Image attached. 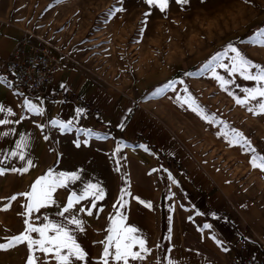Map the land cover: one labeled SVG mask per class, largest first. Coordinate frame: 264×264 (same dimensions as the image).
<instances>
[{"label":"rangeland","instance_id":"rangeland-1","mask_svg":"<svg viewBox=\"0 0 264 264\" xmlns=\"http://www.w3.org/2000/svg\"><path fill=\"white\" fill-rule=\"evenodd\" d=\"M114 4L116 0H62L59 4L56 0H0V15L20 25L24 36H29L34 42L51 45L64 65L65 73L106 92L117 90L131 96L136 93L140 99H146L167 81L184 79L209 114L215 113L218 118L243 131L254 146L264 152V116H255L246 107L235 104L233 97L219 87L211 73L198 75L202 66L229 42L236 43L250 59L264 65V48L247 43L252 33L264 28V0H253L252 5L245 4L243 0H209L207 6L193 0V6L186 11L172 4L167 18L154 11L149 18L145 42L131 46L129 41L139 26L141 13L148 9L138 0H129L128 13L105 23L103 13ZM240 40L245 43L239 44ZM153 48L158 50V55ZM136 49L139 51L134 53ZM224 62L230 63L228 60ZM186 72L197 75L187 77L184 75ZM217 72L225 79L234 80L228 85L229 90L242 98L246 95L244 88L256 87L255 81L246 80L239 73L233 76L222 68ZM69 92V88L64 86L50 99L51 103H55L58 97L69 103L74 99ZM260 99L264 98L258 97L251 103L256 104ZM151 100L157 103L151 108L170 124L183 144L195 153L219 162L238 184L239 199L254 203L264 220V175L250 169L248 156L238 146L230 148L223 138L215 135L218 126L209 125L190 111L178 110L167 98ZM30 101L39 105L32 98ZM38 107L42 114H34L23 106V119L15 124L11 138L4 137L3 142L0 139L2 158L15 149L21 136L27 137L26 159H31L35 165L23 176L8 173L0 177V242H4L3 237L19 234L26 227L23 223L25 217L19 215L24 211L22 205L26 200L18 198L5 211L3 198L28 191L31 183L49 168L55 172H78L81 179L69 181L66 188H57L54 193L57 203L33 214L32 222L36 225L47 223L45 217L63 223L64 218L58 212L66 206L68 196L73 191L80 195L89 182L99 184L105 191L104 199L96 201L97 209L102 207V212L92 209L93 216L78 212L81 207H91L93 198L89 197L65 214H76L86 221L85 233L77 232L75 235L88 257L86 261L74 260V264H101L104 246L98 242L106 238L109 218L114 217L118 210L127 216L126 224L139 228L143 236L151 233L157 244L172 235L181 200L169 190L168 185L166 193L162 194L163 184L167 182L158 159L152 157L144 162L135 157L136 153L148 152L138 147L139 144L122 140L106 128H88L84 118L81 121L80 118L64 120L59 115L45 112L44 107ZM52 120L72 121V126L62 131L59 126L51 124ZM40 125L44 126L43 129ZM88 129L107 136V139L89 136ZM45 135L49 139L45 140ZM86 139L88 144L83 143ZM77 140L81 142L80 147L74 143ZM118 143L127 146L114 157ZM116 158L121 160L119 172L116 171ZM24 164V161L12 158L3 166L22 167ZM122 189L129 193L125 196L128 204L123 209L118 204ZM136 197L146 203L151 202L152 208L141 205ZM189 217L193 218V215L189 214ZM32 236L39 239L38 233H32ZM27 254V249L19 246L9 253L0 254V264H25ZM37 256L42 257L45 264H56L45 254L37 252Z\"/></svg>","mask_w":264,"mask_h":264},{"label":"crops","instance_id":"crops-1","mask_svg":"<svg viewBox=\"0 0 264 264\" xmlns=\"http://www.w3.org/2000/svg\"><path fill=\"white\" fill-rule=\"evenodd\" d=\"M23 36L20 25L0 15V105L12 109V114L6 110L0 112V119L13 121L0 125L2 142L4 132H11L8 135L11 138V130L16 126L15 121L21 117L25 101H30V98L37 101L35 93L16 84L3 66L13 56ZM64 68L54 72L47 86L42 102L45 112L59 115L64 120L80 118L81 121L84 118L88 128H106L122 140L147 146L148 152L136 153L134 156L144 162L152 157L158 159L163 165L167 182L163 184L162 194L166 193L168 185L169 190L181 200L177 209L178 217L170 233L172 235L160 244H157L156 239L153 240L151 233L144 236L151 249L146 255L149 258L142 261L130 259L129 264H167L168 259L172 258H175L177 264H231L234 258L262 256L264 220L258 208L254 203L239 199L238 184L219 162L195 153L180 141L170 124L151 108L157 106V103L147 98L140 99L136 93L131 96L117 90L106 92L98 89L82 79L73 78L64 72ZM62 85L69 88L74 99L65 103L58 97L55 103H51L50 99L57 95ZM78 108L84 109V112L77 115ZM121 123L125 124L123 129L118 127ZM197 211L205 215H196ZM211 213H215L219 219ZM189 214L193 215L192 219H189ZM204 223H212L213 228L200 232L198 229ZM213 234L224 241L229 251H223L212 240ZM133 250L138 251L139 247ZM110 263L118 264L111 258Z\"/></svg>","mask_w":264,"mask_h":264},{"label":"snow or ice","instance_id":"snow-or-ice-1","mask_svg":"<svg viewBox=\"0 0 264 264\" xmlns=\"http://www.w3.org/2000/svg\"><path fill=\"white\" fill-rule=\"evenodd\" d=\"M62 0H56V3H61ZM200 5L207 6L209 0H197ZM245 4L252 5L253 0H243ZM129 0H116V4L109 6L107 10L103 13L105 16V23L113 20L119 19L122 14L129 12V7L127 6ZM138 3L146 7L148 10L141 13V19L139 21V26L133 38L129 41V46L131 44L141 45L145 42L146 35L149 31V18L154 14V11H158L165 15L167 18L170 6L175 4L182 10H187L193 6V0H138ZM53 7V5H49ZM173 23H176L173 21ZM171 40V37H169ZM245 41L240 40L239 44H244ZM247 43L252 46H258L264 48V28H260L251 34ZM139 51V49L134 50V53ZM155 54H159L156 48H153ZM121 59H124L121 56ZM228 60L230 63H225ZM218 68L227 70L235 76L239 73L246 80L255 81L256 87L244 88L243 91L246 95L242 98L229 90L228 85L234 83L232 79H225L224 76L217 72ZM255 70V71H253ZM206 73H211V76L218 82L219 87L230 96L233 97L235 104L246 107V110L255 116H264V99H260L258 103L252 104V101L257 100V98H264V65L258 62H254L250 59L245 51L241 47L237 46L236 43H227L222 51H218L215 55L211 57L208 62H206L202 68L199 70L198 75L203 76ZM187 77H192L197 75V73L186 72L184 74ZM181 87H177V86ZM63 87V85H62ZM171 92L173 95L169 96L168 93ZM157 98H167L172 101L173 105L177 107L178 110H183L185 112L194 113L201 120L205 121L209 125L218 126L219 130L215 133L220 138H223L230 148L239 147L241 152L248 156V164L250 169L257 170L261 175H264V152L259 151L257 147L254 146L253 141L247 136L243 131L237 129L230 125L227 120L220 119L215 113L209 114L206 107L203 106L193 91L190 90L189 85L184 79H172L157 87L147 99H157ZM25 107L28 111L34 114H42V109L31 101H25ZM7 111L12 114L11 108H6L4 105H0V112ZM131 112V109L128 110ZM77 115L84 112V109H76ZM23 117H20L15 121L19 123ZM13 123V121L0 119V125H6ZM51 124L53 126H59L62 131H67L72 126V121L62 122L59 120H52ZM43 129V125H40ZM121 129L125 127V124L121 123L118 125ZM12 132L15 129L11 130ZM84 131V130H82ZM89 136L97 135L101 139H107V136H101L99 133H94L91 129L86 130ZM11 132H4L3 136L7 137ZM47 140L49 137L44 136ZM77 147H80L81 142L79 140L74 142ZM84 144H88V140L83 141ZM127 145L118 143L113 153L115 157L116 153H119L122 147ZM28 147V139L25 136H21L16 142L15 149L3 155L0 158V177L6 176L8 173L18 174L23 176V174L28 173L31 168L35 165L31 159H26L25 149ZM140 148H144L148 151L147 146L138 145ZM12 158H18L24 161L25 164L22 167L16 166H3L5 163ZM117 165L116 171L121 170V160L119 158L115 159ZM157 171V169H153ZM167 171V170H165ZM219 171V169H217ZM171 176V174H169ZM80 174L78 172H55L53 169L49 168L48 171L39 176L31 183L28 191L17 192L10 197L3 198L5 200L3 204V210H8L12 206L13 201H18V198H24L26 203L22 205L24 211L19 213L22 217L24 225L26 226L23 231L19 234H14L10 236L3 237L4 242H0V254L9 253L12 250L17 249L19 246H24L27 249V257L25 259V264H45V260L42 257L37 256V252L45 254L50 259L56 261V264H74L75 261H86L88 253L84 250L80 243L77 242L75 233H85L86 221L84 219L78 218L76 214L70 216L65 215L70 213V210L74 209L77 204L81 201L92 197L90 201L91 207L85 208L81 207L78 209L80 213H86L87 216H93L92 209H97L96 201L104 199L105 191L99 184L87 183L85 184L83 191L80 195H77L75 191L67 198L66 206L58 212V215L64 218L63 223L54 222L52 220H47V223L41 225H36L32 222V216L34 213H38L41 209L48 207L49 205H54L57 201L54 199V193L57 188H66L69 181L75 182L80 180ZM175 182V181H174ZM226 183H231V181H226ZM122 195L118 201L119 207L121 209L125 208L128 201L125 199L126 195H129L125 190H121ZM135 199L139 200L141 205L151 209V202L146 203L140 200L139 197ZM242 207H247V205H241ZM98 212H102L103 208L97 209ZM196 215H205V213L196 212ZM211 215L219 219L215 213ZM38 219V217H37ZM110 224L107 228V236L104 240L98 243L102 244L103 252L100 257L101 264H110V258L116 262H122V264H129V260H139L142 261L146 258V255L151 251L147 246V239L141 235V230L137 227L128 225L125 223L127 216L123 212L117 211L114 217H110ZM192 219V217H189ZM69 225L75 226L70 228ZM212 223H204L202 227L198 230L204 232L205 229H212ZM32 233H38L39 239L32 236ZM51 233V234H50ZM212 240L220 246L223 251H229L228 247L224 245V241L217 239L216 235H212ZM139 247L138 251L133 249ZM74 258V259H73ZM167 264H177L175 258L168 259Z\"/></svg>","mask_w":264,"mask_h":264},{"label":"built area","instance_id":"built-area-1","mask_svg":"<svg viewBox=\"0 0 264 264\" xmlns=\"http://www.w3.org/2000/svg\"><path fill=\"white\" fill-rule=\"evenodd\" d=\"M3 66L16 84L35 93L41 107L54 72L64 67L51 45L36 43L29 36L21 38L13 56ZM261 252L259 258H234L231 264H264V242L261 243Z\"/></svg>","mask_w":264,"mask_h":264}]
</instances>
